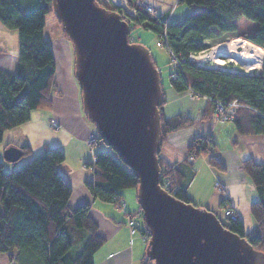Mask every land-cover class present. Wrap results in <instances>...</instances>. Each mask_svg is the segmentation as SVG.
I'll return each mask as SVG.
<instances>
[{
  "label": "trees",
  "instance_id": "1",
  "mask_svg": "<svg viewBox=\"0 0 264 264\" xmlns=\"http://www.w3.org/2000/svg\"><path fill=\"white\" fill-rule=\"evenodd\" d=\"M23 1L31 0H0V24L17 33L18 55L14 72L0 70V143L4 132L28 122L31 111L50 109L52 95L58 93L56 62L50 42L44 37V16L52 11L51 0H34L39 5L27 12L21 7ZM134 1L126 0V4L138 13L128 17L122 9L96 0L98 5L120 14L121 19L129 22L130 29L150 32L157 42L165 36L161 48L179 66L169 74L170 86L178 93L189 91L207 101L199 120L184 113L165 117L160 107V144L168 134L196 126L200 135L188 146L185 157L206 156L207 149H214L210 133L216 124L213 118L216 102L241 104L234 118L227 121L233 123L239 134H264V57L257 74L222 72L196 67L187 61L188 54L203 51L210 46L208 42L238 32L236 20L240 18L257 26L238 37L264 50V0H178L179 5L200 8L178 24H168L165 16L156 13L151 16ZM129 40L135 42L130 34ZM100 142L98 137L97 144ZM105 147L108 149L94 153L95 162L88 165L93 168L94 177L87 187L94 198L120 205V192L136 190L137 179L115 152ZM2 150L12 169L5 172L0 162V254L13 264H93L92 257L103 239L97 235V226L89 216V204L68 207L71 188L58 170L64 161L63 151L44 146L40 153L32 155L26 143H8ZM208 164L222 168L213 155L208 156ZM172 165L176 189L170 195L194 204L186 194L195 174L193 164L184 158L186 169ZM159 166L170 167L160 159ZM241 169L257 194V200L250 205L255 227L245 233L237 214L235 220L226 221L223 216L220 220L228 230L245 238L253 249L264 253V164L247 158L241 161ZM226 203L227 200L221 201L220 207ZM139 216L142 219L140 208ZM142 226L141 234L148 237V229L144 223ZM142 264L152 261L145 257Z\"/></svg>",
  "mask_w": 264,
  "mask_h": 264
},
{
  "label": "water",
  "instance_id": "2",
  "mask_svg": "<svg viewBox=\"0 0 264 264\" xmlns=\"http://www.w3.org/2000/svg\"><path fill=\"white\" fill-rule=\"evenodd\" d=\"M51 9L72 43L87 120L137 179L147 259L264 264V253L228 230L216 213L181 202L160 186V75L145 45L130 42L128 22L96 0H51Z\"/></svg>",
  "mask_w": 264,
  "mask_h": 264
},
{
  "label": "crops",
  "instance_id": "3",
  "mask_svg": "<svg viewBox=\"0 0 264 264\" xmlns=\"http://www.w3.org/2000/svg\"><path fill=\"white\" fill-rule=\"evenodd\" d=\"M144 4L151 6L156 14L165 16L168 24H178L196 10L193 6L179 5L178 0H144ZM7 31L0 24V46L6 43ZM149 35L152 34L137 33L143 44L147 43ZM52 51L56 62L58 93L52 95L51 108L31 111L27 123L4 132L0 148L8 143H26L32 155L40 153L44 146L60 148L64 161L58 170L71 188L68 207L74 209L81 204H89V216L97 226V235L103 239L102 246L92 257L93 264H142L146 257L148 238L140 231L143 226L139 219L136 190L135 194L127 189L121 191L122 203L117 205L94 198L88 189L87 184L94 177V172L88 167L94 153H91L92 147L88 146L87 139L97 131L84 115L67 56L63 58L59 49L56 51L59 56L54 54V49ZM17 61V42L12 49H0V70L14 72ZM162 91L164 104L161 108L165 117L184 113L194 120L200 119L207 105L206 99L198 97L191 100L188 97L189 91L178 93L170 84L163 87ZM51 121L58 126L52 128ZM199 135L200 130L196 126L168 134L160 147L159 159L166 164H175L178 169H186L184 158L187 148ZM210 138L214 145L211 155L222 168L211 167L207 157L198 156L193 164L195 174L187 185L186 194L194 204L221 216L223 212L220 203L227 200V204L241 220L244 232L248 233L255 227L250 216V205L257 200V194L252 182L241 169V161L251 158L263 163L264 134L241 135L232 122H223L213 125ZM67 157H70V162ZM129 214L134 215L138 222V230L134 234H130L126 225ZM0 264L13 263L0 254Z\"/></svg>",
  "mask_w": 264,
  "mask_h": 264
},
{
  "label": "rangeland",
  "instance_id": "4",
  "mask_svg": "<svg viewBox=\"0 0 264 264\" xmlns=\"http://www.w3.org/2000/svg\"><path fill=\"white\" fill-rule=\"evenodd\" d=\"M105 2L107 4H109L110 6H113V4H112V2L110 0H105ZM38 5H39L38 1L31 0L29 2L23 1L21 7H22V9L25 12H27V11H31L32 9H34ZM193 8L196 9L194 12L200 10V8L196 7V6H193ZM120 9H122V8H120ZM194 12H192V13H194ZM44 22H45L44 37L51 43V47L53 46L55 55H58L56 51L59 49V51L62 54L63 58H64V56H67V60L69 61L70 70H71V73H72L71 74V76H72L71 78L75 81L78 91H80L79 87H78V84H77V81L75 79V75H74V55H73L72 43L70 42V40L68 39V37L64 33V31H63L60 23L58 22V20H57V18H56V16H55L53 11L47 13L44 16ZM236 26H237L238 32H235V33H232V34H228L223 39L208 42V44H210V46L203 50V52L201 53V56L208 55L212 48L216 47L218 44H220L222 42H227V41H230V40H232L234 38H243V37H238V34H241V32H245V33L252 32L255 29V27L257 26V24L255 22L249 21L247 19L240 18V19L236 20ZM138 30H142V29L141 28L130 29V33H129L130 34V39L132 41L141 43L139 41L137 33L138 34L139 33H145V34L148 35V34H150V32H146V31L140 32ZM7 32H9V34L7 33L6 43H4V44L1 43V46H0V49H3V50H7L9 48L12 49L13 46H15L16 42H17V33L15 31H11V30H8ZM1 35L2 34H0V36ZM149 36H150V38L148 40H146V39H144L142 37L143 40H146V42H147L144 45L148 49L153 61L156 64V67H157V69L159 71L160 81H161V88L167 87L169 85V74L174 71L173 60H172V58L169 57V53L164 48H161V47L157 46L156 38L153 35H149ZM255 46H257V45H255ZM257 47H259V46H257ZM240 50H241L240 48H237V51H240ZM11 51H13V50H11ZM263 53H264V50H263ZM219 55H221V54H219ZM263 57H264V54L262 56V60H261L260 64L258 66L253 67V68H248L245 65H243L242 63H240L238 60H236V59H234L232 57L224 56V55L218 58L220 60V63H219L220 65L217 64L218 61L216 62V64L214 63L215 61L214 62L211 61V60H214V55H211V57H210L211 60L208 59L206 61V63H204V64L206 66H213L214 68L216 67V69H214V70H219V68H221V67H225V68L229 67L230 69H236L239 73L257 74L258 72H260L261 65H262V62H263ZM221 61H224V63H221ZM79 95H80V92H79ZM188 97L191 100L195 99V98H198L197 96L191 95L190 92L188 93ZM80 102H81V97H80ZM163 104H164V100H163L162 105ZM162 105H161V107H162ZM217 123H219V122H216V124ZM52 128H54V127H52ZM0 149L2 150V148H0ZM90 149L92 150L91 153H97L98 151H101V149H108V148L105 147L103 142H100L99 144H97V143L94 144L93 147L90 148ZM207 151H209V152L207 153V155L205 157H207V159H208V156L211 155L213 150H210V148H209V149H207ZM91 156H92V154H91ZM91 159H92V157H91ZM70 160H71L70 157H67V161L70 162ZM195 160H196V158L194 157L192 163H190V164H194ZM0 162L4 166V171L5 172H9L12 169V168H10V164L7 163V161H6L5 154H4L3 150L0 151ZM164 170H165L164 166L160 167L161 178H163ZM127 190H131L135 194V190L134 189H127ZM195 205L198 206L197 204H195ZM128 216H130V217L133 216V218L135 219L134 215H132V214H129ZM218 217L221 218L222 216L218 215ZM139 219L141 221V225H143L142 219L141 218H139Z\"/></svg>",
  "mask_w": 264,
  "mask_h": 264
},
{
  "label": "built area",
  "instance_id": "5",
  "mask_svg": "<svg viewBox=\"0 0 264 264\" xmlns=\"http://www.w3.org/2000/svg\"><path fill=\"white\" fill-rule=\"evenodd\" d=\"M110 1L112 2L114 6H117L118 8L123 9L124 11L123 15L126 14L128 17H135L138 13L136 9L128 8L126 4V0H121L123 5H118L114 0H110ZM134 3L135 5L142 7L151 16L155 15V10L151 6L144 4L141 0H135ZM164 43H165V36L162 39H160V41L157 42V46L161 47L163 46ZM213 49L214 48L211 49L208 55H204V56H201V53L203 51H200L198 53H190L188 54L187 61L195 65L196 67L216 69V67L214 68L213 66H206L204 64L206 63L208 59H210ZM219 57H221V55L215 56L216 60L218 61L217 63H220V60L218 59ZM172 60H173V66L175 68H179L176 59L172 57ZM214 63L216 64V62ZM221 63H224V61H221ZM219 70L222 72L238 73L236 69H230L229 67L227 68L221 67L219 68ZM191 95L193 94L191 93ZM240 105L241 104L236 101H232L231 103L227 105H222L221 103L216 102L215 107H214V113H213V118L215 122L223 123V122L232 120L235 116L236 110L240 107ZM50 125L54 128L58 126L57 123H55L54 121H51ZM97 139H98L97 134L90 135L89 138L87 139L88 146L93 147V145L97 143ZM185 158L188 163H192L194 156L190 154L186 156ZM91 162L92 163L95 162V157H92ZM263 164H264V151H263ZM169 166H170L169 168L165 167L163 178H161V175H160V186L170 194V192H173L176 189V184H175V178L173 177V175H171L174 166L172 164H169ZM91 169L93 170V168ZM222 212H223V217L225 218L226 221L236 219V213L234 209H232V207H230L227 203L224 204V206L222 207ZM126 225L129 228V231L131 234H134L137 231L138 222L133 218V216L127 217ZM145 238L147 239L148 237H145Z\"/></svg>",
  "mask_w": 264,
  "mask_h": 264
},
{
  "label": "bare ground",
  "instance_id": "6",
  "mask_svg": "<svg viewBox=\"0 0 264 264\" xmlns=\"http://www.w3.org/2000/svg\"><path fill=\"white\" fill-rule=\"evenodd\" d=\"M118 5H123L121 0H114ZM240 48V51H237ZM228 56L238 60L240 63L248 68L258 66L262 60L263 49L255 46L252 42L245 40L244 38H234L227 42H222L214 47L212 55L217 62L215 56ZM213 57V56H212ZM211 60V59H210ZM219 64V63H217Z\"/></svg>",
  "mask_w": 264,
  "mask_h": 264
},
{
  "label": "clouds",
  "instance_id": "7",
  "mask_svg": "<svg viewBox=\"0 0 264 264\" xmlns=\"http://www.w3.org/2000/svg\"><path fill=\"white\" fill-rule=\"evenodd\" d=\"M208 69V68H207ZM98 135V133H96ZM98 140V139H97ZM93 171V170H92Z\"/></svg>",
  "mask_w": 264,
  "mask_h": 264
}]
</instances>
